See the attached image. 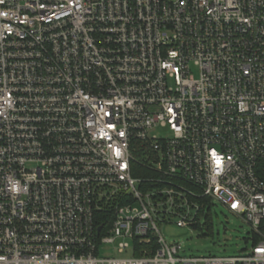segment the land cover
<instances>
[{
	"label": "built area",
	"instance_id": "built-area-1",
	"mask_svg": "<svg viewBox=\"0 0 264 264\" xmlns=\"http://www.w3.org/2000/svg\"><path fill=\"white\" fill-rule=\"evenodd\" d=\"M0 264H264V0H0Z\"/></svg>",
	"mask_w": 264,
	"mask_h": 264
},
{
	"label": "rangeland",
	"instance_id": "rangeland-1",
	"mask_svg": "<svg viewBox=\"0 0 264 264\" xmlns=\"http://www.w3.org/2000/svg\"><path fill=\"white\" fill-rule=\"evenodd\" d=\"M212 215L201 220L198 229L180 228L176 225L162 227L170 244H180L183 254L195 256L237 257L253 244L251 227L229 213L220 203H214ZM103 254L113 249H103Z\"/></svg>",
	"mask_w": 264,
	"mask_h": 264
},
{
	"label": "trees",
	"instance_id": "trees-1",
	"mask_svg": "<svg viewBox=\"0 0 264 264\" xmlns=\"http://www.w3.org/2000/svg\"><path fill=\"white\" fill-rule=\"evenodd\" d=\"M140 171V170H139ZM209 219V218H208Z\"/></svg>",
	"mask_w": 264,
	"mask_h": 264
}]
</instances>
